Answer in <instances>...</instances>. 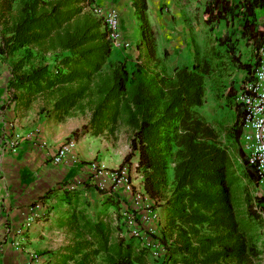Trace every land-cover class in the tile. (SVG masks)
Returning a JSON list of instances; mask_svg holds the SVG:
<instances>
[{
    "label": "trees",
    "instance_id": "1",
    "mask_svg": "<svg viewBox=\"0 0 264 264\" xmlns=\"http://www.w3.org/2000/svg\"><path fill=\"white\" fill-rule=\"evenodd\" d=\"M40 1H23L14 35L0 39L1 58L20 48H37L36 55L27 50L16 62L9 87L53 91L58 110L90 107L95 135H114L124 129L130 147L125 162L137 156L136 169L143 175L145 192L154 200V208L166 211V229L172 240L166 236L162 240L166 253L150 260L149 251L137 239L122 235L123 227L114 229L103 221L75 215L70 227L79 240L70 249L82 256L76 264H88L97 255L104 256V264L250 262L258 255L249 237L251 225L262 221V216L247 189L241 187L232 157L219 144L213 125L195 110L204 104L206 77L218 65L205 61L199 66L197 60L192 68H177L170 74L140 68L131 73L124 64L107 65L112 44L99 20L83 13L78 4L67 12L62 1L52 9ZM231 1L212 0L205 23L227 21L229 14L233 20L236 9L237 15L243 12V35L259 52L264 45V25L255 24L256 9L264 8V0H240L235 7ZM227 38H218V47H225L230 63L247 72L245 84L252 79L258 58L255 65L239 62ZM147 39L154 44L153 30ZM46 54L56 57L54 69L49 64L25 69L30 59ZM237 113L235 137L239 139L243 116L240 109ZM244 159L246 163L245 154ZM170 169L174 170L173 181ZM246 169L258 184L255 170L247 163ZM256 201L261 205L264 198L258 196Z\"/></svg>",
    "mask_w": 264,
    "mask_h": 264
},
{
    "label": "crops",
    "instance_id": "2",
    "mask_svg": "<svg viewBox=\"0 0 264 264\" xmlns=\"http://www.w3.org/2000/svg\"><path fill=\"white\" fill-rule=\"evenodd\" d=\"M23 1L26 0H0L1 40L14 35L21 21L19 10ZM59 1L65 4L67 12L73 11L78 4L83 13H88L86 4L89 0H41L40 4H47L46 7L52 9ZM90 1L118 10L121 32L130 42L128 48L112 46L107 65L124 64L131 73L138 68L156 73L158 67L157 72L168 74L196 64L198 56L189 41L195 30L187 22L197 17L204 19L212 0ZM142 1L146 5L144 10ZM231 2L235 7L234 0ZM237 12L236 9L234 19ZM238 15L243 17L244 13ZM263 16L264 8H257L256 25H264ZM231 20L229 14L225 22L232 26ZM152 30L154 44L147 39ZM1 45L4 47V42L1 41ZM175 48H181L178 52L183 54L176 61L173 57L167 60L168 70H160L163 66L156 61L157 53L168 56ZM253 48L258 51L254 45ZM27 50L36 55L37 48L31 45L0 61V264H74L75 259L82 257L70 249L79 240L77 232L70 227L74 216L84 215L110 227L118 225L122 221L121 210L130 204V196L124 191L108 196L99 192L91 180V154L84 149L86 135L92 131L93 110L90 107L58 110L53 91L36 93L27 88L9 87L13 67ZM22 51L24 55L17 59L15 55ZM3 66L11 69L3 70V73ZM17 135L20 139L14 145ZM70 137L77 142L73 153L80 161L70 159L65 164L54 165L52 156ZM135 158L134 164L137 156ZM135 167L132 166L134 178L137 176ZM168 175L173 181L174 170L170 169ZM74 184L77 188L69 190L68 186Z\"/></svg>",
    "mask_w": 264,
    "mask_h": 264
},
{
    "label": "rangeland",
    "instance_id": "3",
    "mask_svg": "<svg viewBox=\"0 0 264 264\" xmlns=\"http://www.w3.org/2000/svg\"><path fill=\"white\" fill-rule=\"evenodd\" d=\"M238 3L239 0H234V5H237ZM231 21L233 22L232 26H229L225 21L214 22L213 24L208 25L205 23L204 19H199L198 17L188 20L187 22V25L193 27L195 30L189 36V41L194 45V51H196L198 56L199 66H202L205 61L211 63L213 66L218 65L217 69L206 77L204 104L201 107H196L195 110L213 125L215 132L218 135L219 144L226 148L232 157L234 169L239 177L241 187L247 189L250 197L253 199L254 205L258 207V211L262 216V221H254L251 225L252 230L249 233V237L252 242H254L258 255L253 257L250 262H247V264H264V203L258 205V202L256 201L258 196L264 198V187L260 186L259 183L255 184L248 176L241 138L236 139L235 137V130L237 127L236 122L239 118L237 113L239 109L237 96L244 85L245 78H247V72L230 63V59L224 51L225 47H218L217 39L227 36V40H230L236 49V54L240 60L239 62L243 64L255 63L258 51H255L253 45L248 43L247 39L242 34L244 25L243 17L237 15V18ZM177 41L181 40L177 39ZM163 43L164 42H162V45ZM175 49H171V52H168V56H165L161 52L157 53L156 61L163 66L160 67V70H166V66H170L167 62L168 59L172 60L173 57V61H176L180 54H183L182 52H178V49L181 50V48ZM158 54H160L159 57ZM23 55L24 52L22 51L18 52L15 57L18 59ZM55 60L56 57L53 54H46L36 60L30 59L28 64L30 66L49 64L54 69V66L56 65ZM104 68L106 69L107 66ZM10 69L9 66H3L2 72L3 70L9 71ZM25 69H29V66ZM155 70L157 72L158 67H156ZM226 96H229V99L226 98ZM83 133L84 135L86 134L85 132ZM88 133L89 134L86 135V146L84 149L91 154L89 160H100L109 167H120L126 164L137 166V161L136 164L132 163L136 159L135 157L132 158L130 162H125L127 155L130 153V147L128 133L124 129L116 132L114 135L108 132L95 135L93 130ZM134 179L140 186L141 182H143L142 173L137 171V176L135 175ZM150 201L155 205L154 200L151 199ZM156 209L158 220L152 222V226L157 228L156 238L161 245L164 246L162 240L165 239L166 236L170 243L172 241L169 232L166 229L167 214H165L162 207ZM117 227L121 228V224L112 226L114 229ZM122 231V235L130 238L128 231ZM149 258L150 260H153L154 257L149 254ZM76 260L79 259H75L74 264H76ZM88 264H104V256L97 255L95 259Z\"/></svg>",
    "mask_w": 264,
    "mask_h": 264
},
{
    "label": "built area",
    "instance_id": "4",
    "mask_svg": "<svg viewBox=\"0 0 264 264\" xmlns=\"http://www.w3.org/2000/svg\"><path fill=\"white\" fill-rule=\"evenodd\" d=\"M87 12L99 20L108 34L112 46L130 47V42L123 37L120 28L119 12L112 6H99L90 0L86 4ZM239 109L242 112V148L247 160L259 177V185L264 187V45L259 49L258 62L252 79L245 83L237 96ZM20 136H16L17 145ZM74 137L68 138L52 156L54 165H62L70 159L80 161L74 155L76 148ZM46 145V143H44ZM17 147V146H15ZM91 180L99 192L108 196L124 191L130 196V204L121 210V228L128 231L130 237L137 239L140 246L149 251L153 257L166 253L165 247L156 238L157 228L152 222L158 220L157 209L145 192L144 185L136 183L132 175V166L123 165L111 168L100 160L89 161ZM77 185L68 186L75 190ZM37 259V256H35Z\"/></svg>",
    "mask_w": 264,
    "mask_h": 264
}]
</instances>
